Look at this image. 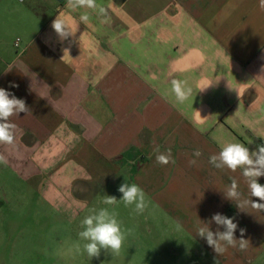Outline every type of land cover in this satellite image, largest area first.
<instances>
[{
    "label": "crops",
    "instance_id": "0c3cea01",
    "mask_svg": "<svg viewBox=\"0 0 264 264\" xmlns=\"http://www.w3.org/2000/svg\"><path fill=\"white\" fill-rule=\"evenodd\" d=\"M97 2L107 8L108 22L91 13L84 25L85 10L72 12L66 0H24L12 10L0 0V16L13 13L23 25L14 43L0 48L6 64L0 87L30 110L9 118L14 140L0 144V172L41 190L45 206L70 219H84L88 210L80 194L97 195L93 208L119 179L153 196L168 187L203 194L204 204L234 217L238 239L245 229L249 244L237 249L238 257L259 261L261 251L247 254L264 241V210L238 207L224 191L234 178L241 200L258 198H250L240 169L209 164L220 141L250 151L264 144L259 0ZM57 15L69 19L74 36L59 40L51 27ZM173 79L193 89L184 104L170 95ZM157 146L160 153L171 150L175 163L158 164ZM258 182L264 185V177Z\"/></svg>",
    "mask_w": 264,
    "mask_h": 264
},
{
    "label": "rangeland",
    "instance_id": "374dc122",
    "mask_svg": "<svg viewBox=\"0 0 264 264\" xmlns=\"http://www.w3.org/2000/svg\"><path fill=\"white\" fill-rule=\"evenodd\" d=\"M8 1L11 10L23 5L18 0ZM22 27L13 13L1 15L0 48L11 46ZM5 65L0 62V72ZM119 181L114 191L100 195L93 208L107 207L109 211H115L122 228L131 229V235L119 255L102 250L99 259H90L83 251V241L78 237L82 230V217L70 219L57 215V211L45 206L41 190L19 182L2 170L0 264H215V260L219 264H264V241L247 254L250 257L261 251V259L248 263L238 257V247H229L222 256H218L206 240L196 236L198 225L208 221L213 214L220 213L201 201L203 194L169 187L154 196L148 192L146 199L149 206L142 215H137L122 201L111 206L102 204L101 200L106 195L115 196L117 200L122 197L118 187L124 181ZM79 196L90 201L86 216L97 195L86 191ZM155 198L160 204H156ZM216 228L213 223L211 230ZM77 244L81 245L80 251H77Z\"/></svg>",
    "mask_w": 264,
    "mask_h": 264
},
{
    "label": "clouds",
    "instance_id": "9594fccd",
    "mask_svg": "<svg viewBox=\"0 0 264 264\" xmlns=\"http://www.w3.org/2000/svg\"><path fill=\"white\" fill-rule=\"evenodd\" d=\"M259 6L261 11H264V0H259ZM66 7L72 12L85 10L79 15V22L84 25L90 23L91 13H95L102 24L107 23L109 19L107 8L99 4L97 0H66ZM51 27L60 41L74 36L76 32L70 26L69 19L61 15L56 16ZM65 52L68 50L65 49ZM261 71H264V68ZM10 87H18V85L11 84ZM192 91V87L186 80L173 79L171 81L169 92L177 104L187 102L192 96ZM29 111L25 100L17 98L13 93L0 87V144L13 143L16 126L10 122L9 118ZM248 143H252V141ZM154 151L158 153L156 156L158 164L167 165L170 161L175 163L171 156V150H168L167 153H160L159 146H157ZM192 155L198 158L202 152L196 149ZM0 162H2V158H0ZM189 164L195 165L196 160H190ZM209 164L216 169L226 168L232 172L240 169L247 183L250 198H258V201L241 200L242 193L234 178L224 191L225 198L234 201L238 207L250 204L253 208L264 210V185L258 182L260 177H264V144L257 145L255 150L250 151L243 143L220 141V151L209 157ZM118 191L122 194L119 200L115 196L106 195L101 200L102 204L111 206L122 201L125 207H131L137 215H142L148 208L149 201L146 199V193L137 184L124 182L118 187ZM213 223L217 226L215 231L211 230ZM80 227L82 230L79 231L78 237L80 241H83V251L90 259H99L102 250L111 255H119L132 231L123 229L121 222L117 219V213L109 211L107 207L89 209V214L81 221ZM237 228L238 224L234 222V217L217 212L208 221L197 226L196 236L206 240L207 245L213 249L214 253L222 256L229 247H238L242 251L247 249L249 242L243 238L245 229H239L240 238L237 239L235 236ZM80 248L81 245L77 244V251H80ZM215 264H219V261L215 260Z\"/></svg>",
    "mask_w": 264,
    "mask_h": 264
},
{
    "label": "built area",
    "instance_id": "2783aa9c",
    "mask_svg": "<svg viewBox=\"0 0 264 264\" xmlns=\"http://www.w3.org/2000/svg\"><path fill=\"white\" fill-rule=\"evenodd\" d=\"M20 2H23L24 0H18ZM15 47H19V39L17 40V42L15 43Z\"/></svg>",
    "mask_w": 264,
    "mask_h": 264
}]
</instances>
